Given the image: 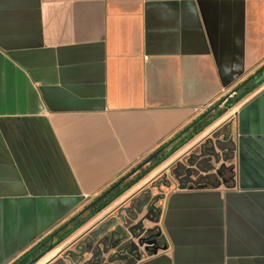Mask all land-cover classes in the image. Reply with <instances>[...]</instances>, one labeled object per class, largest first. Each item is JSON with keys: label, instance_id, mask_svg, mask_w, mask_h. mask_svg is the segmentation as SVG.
<instances>
[{"label": "crops", "instance_id": "0c3cea01", "mask_svg": "<svg viewBox=\"0 0 264 264\" xmlns=\"http://www.w3.org/2000/svg\"><path fill=\"white\" fill-rule=\"evenodd\" d=\"M262 65L264 0H0V264ZM231 113V178L168 190L133 264H264V82Z\"/></svg>", "mask_w": 264, "mask_h": 264}, {"label": "rangeland", "instance_id": "374dc122", "mask_svg": "<svg viewBox=\"0 0 264 264\" xmlns=\"http://www.w3.org/2000/svg\"><path fill=\"white\" fill-rule=\"evenodd\" d=\"M235 88L222 100L219 99L203 110L201 114L207 125L199 133L104 209L75 228L33 264H81L84 260L91 259V252L96 244H89V250L83 253L84 237L87 235L93 238L96 236L97 240L105 238L106 244L101 245L99 249L103 252V260H108L110 256L116 257L129 246L134 255L130 263L132 264L137 258L159 249L165 242L159 226L162 201L168 190L178 186V177L188 170V178L191 176L195 179L204 174H213V178H221L223 174L231 178L234 153L231 112L245 97L237 101L243 87L237 91ZM232 101L234 104L229 107L227 104ZM222 111L224 112L220 114ZM189 130L190 128L181 132L160 152L168 153L170 147L177 144ZM150 163L145 161V158L142 159L124 174L126 177L122 183L148 168ZM83 210L82 208L81 211ZM87 214L88 211L82 212L80 218ZM96 230L99 231L97 235L94 233Z\"/></svg>", "mask_w": 264, "mask_h": 264}, {"label": "trees", "instance_id": "16d2710c", "mask_svg": "<svg viewBox=\"0 0 264 264\" xmlns=\"http://www.w3.org/2000/svg\"><path fill=\"white\" fill-rule=\"evenodd\" d=\"M262 82H264V65H262L260 68H258L252 75H250L248 78H246L244 81L239 83L236 88L234 89L235 91L243 89L239 92V96L236 99L237 101L240 100L242 97H244L246 94L250 93L253 91L255 88H257ZM234 100V101H236ZM234 101H232L230 104H227L229 107L234 104ZM224 111L220 112L222 114ZM219 114V115H220ZM201 116V115H200ZM198 116L196 119H194L191 123H189L187 126L183 128V130L177 132L171 139L168 141L164 142L161 144L156 150L153 152H156L159 148H163L166 146L171 140L176 138L177 136L180 135L181 132L184 130L186 131L188 128H190L189 132L186 133V135L182 138L179 139L177 144L173 145L170 147L169 152L162 154L160 151L151 159L147 160V158L153 153H150L148 156L145 157V161L151 162L148 168L142 170L139 172L136 176L133 178L125 181L122 183V181L125 179L126 175L120 177L123 178V180L116 186H114L112 189L107 191L106 193L105 190L101 193L104 195L98 199L95 200V198L92 200V204L88 207H86L84 210L88 211V214L84 217L81 218L79 221L76 222V224L73 226L72 230H69L65 234H63V237L67 236L70 231H73L75 228L80 226L82 223L93 217L95 214L100 212L102 209H104L107 205H109L112 201H114L117 197H119L121 194H123L126 190H128L132 185H134L139 179H141L145 174H147L149 171H151L154 167L159 165L163 160H165L172 152L180 148L185 142H187L189 139H191L194 135L199 133L206 125L207 122L204 121V118ZM220 174L222 173V170L219 172ZM227 178L228 176L225 177L223 174H221V178ZM210 176H206L204 178L198 177L195 182L197 186H204L208 184H217L218 181L213 179L212 181L209 179ZM114 183H112L110 186H113ZM29 257V252L23 254L21 257H19L14 264H19L23 260H26ZM28 262V261H27ZM27 262L25 264H27ZM30 263V262H29Z\"/></svg>", "mask_w": 264, "mask_h": 264}, {"label": "flooded vegetation", "instance_id": "af4514ba", "mask_svg": "<svg viewBox=\"0 0 264 264\" xmlns=\"http://www.w3.org/2000/svg\"><path fill=\"white\" fill-rule=\"evenodd\" d=\"M85 211L86 210L78 211L76 214H74L68 220H66L61 225H59L57 228H55L53 231H51L46 237H44L35 246H33L31 249H29L27 251V252H29V257L26 260H23L19 264H25L27 261H28L27 264H33L41 256H43V254H45L47 251L53 249V247L65 237V236L63 237V234H65L69 230H72V228L76 224V222L81 219L80 216H81L82 212H85ZM79 212H80V214H79ZM71 232L72 231H70L68 234H70ZM98 232L99 231L96 230L94 233L97 235ZM91 243L96 244L94 247V250L91 252L92 258L84 260L81 264H130L132 262L131 260L134 258V255L131 253L130 247L128 246V247H125V249H123V251H121L119 254H117L116 257L110 256L108 258V260H103V257H102L103 252L100 251L99 249H100L101 245L104 246L106 244L105 238H103L101 240H97L96 236L93 238L92 236H88V235L84 237V242H83L84 251H83V253H86L87 250H89V247H90L89 244H91ZM27 252H25V253H27ZM100 252H101V255L99 256ZM14 262L12 264H14Z\"/></svg>", "mask_w": 264, "mask_h": 264}, {"label": "water", "instance_id": "95a60500", "mask_svg": "<svg viewBox=\"0 0 264 264\" xmlns=\"http://www.w3.org/2000/svg\"><path fill=\"white\" fill-rule=\"evenodd\" d=\"M201 117H203V114H201L200 118H201ZM161 149H162V148H159L156 152H153V153L147 158V160H149V159H151L152 157H154L159 151H161ZM187 176H189L188 170L185 171V174H184L183 176L178 177V183H179L178 187H179V188H186V186H187V184H188V178H187ZM122 180H123V178H121V179L119 178L118 180H116V181L114 182L113 186H109V187L105 190L104 193H106L107 191H109L110 189H112L114 186L118 185ZM104 193H103V194H100L99 196H97V197L95 198V200L100 199V198L104 195ZM91 204H92V202H90V203H89L87 206H85L83 209H85L86 207L90 206ZM98 249H99V248H98ZM156 251H157V249L153 250V252H156ZM100 255H101V252H100L99 256H100ZM93 256H94V255H93ZM132 264H133V263H132Z\"/></svg>", "mask_w": 264, "mask_h": 264}]
</instances>
